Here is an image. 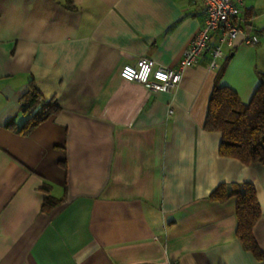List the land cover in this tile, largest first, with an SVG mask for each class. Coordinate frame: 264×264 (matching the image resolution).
<instances>
[{"label":"crops","instance_id":"0c3cea01","mask_svg":"<svg viewBox=\"0 0 264 264\" xmlns=\"http://www.w3.org/2000/svg\"><path fill=\"white\" fill-rule=\"evenodd\" d=\"M242 10L257 43L238 38L215 62L247 103L264 0ZM202 22L188 0H0V264H264L236 237L234 199L208 198L252 183L264 253V164L220 156V133L203 129L208 53L169 92L119 75L140 57L175 67ZM31 83L59 111L22 135L7 123L24 122ZM47 194L63 201L44 209Z\"/></svg>","mask_w":264,"mask_h":264},{"label":"trees","instance_id":"16d2710c","mask_svg":"<svg viewBox=\"0 0 264 264\" xmlns=\"http://www.w3.org/2000/svg\"><path fill=\"white\" fill-rule=\"evenodd\" d=\"M249 18L250 16L242 10L243 27L248 26ZM224 71L225 63L217 65L214 85L207 100L203 129L220 133V156L234 158L243 164H264V74L260 75L250 100L242 103L231 88L220 84ZM58 111L56 98L52 96L45 99L31 83L20 101V112L25 116L24 122L15 126L10 120L7 127L19 134H27ZM208 198L216 202L234 199L236 237L256 260L264 261V253L253 235L254 225L261 215L255 186L250 182L235 187L221 183L209 193ZM62 201L63 199H56L47 194L43 199V207L50 210Z\"/></svg>","mask_w":264,"mask_h":264},{"label":"built area","instance_id":"2783aa9c","mask_svg":"<svg viewBox=\"0 0 264 264\" xmlns=\"http://www.w3.org/2000/svg\"><path fill=\"white\" fill-rule=\"evenodd\" d=\"M188 2L199 6L203 22L182 51L177 65L164 67L155 65L153 59L140 57L134 64L121 66L119 75L122 79L140 82L151 92H169L178 86L183 70L192 66L205 52L209 55V66L216 68L215 60L222 57L224 48H232L236 39L245 44L257 43V35L242 26L243 0Z\"/></svg>","mask_w":264,"mask_h":264}]
</instances>
